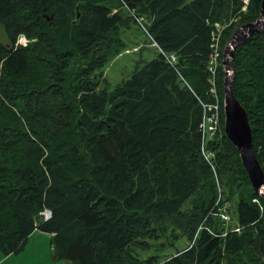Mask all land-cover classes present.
I'll use <instances>...</instances> for the list:
<instances>
[{"label":"trees","instance_id":"trees-1","mask_svg":"<svg viewBox=\"0 0 264 264\" xmlns=\"http://www.w3.org/2000/svg\"><path fill=\"white\" fill-rule=\"evenodd\" d=\"M260 3L243 12L244 0H0V254H19L40 230L51 234V258L67 264H264V199L224 132L222 107L219 134L205 145L210 162L200 130L202 102L215 99L218 25L238 18L222 46ZM128 30L140 37L131 47L154 56L99 88ZM19 34L27 45L16 44ZM232 63L264 171V29ZM227 204L236 216L224 223L217 209ZM163 234L190 242L140 258L136 249Z\"/></svg>","mask_w":264,"mask_h":264},{"label":"rangeland","instance_id":"rangeland-1","mask_svg":"<svg viewBox=\"0 0 264 264\" xmlns=\"http://www.w3.org/2000/svg\"><path fill=\"white\" fill-rule=\"evenodd\" d=\"M245 4L243 6V12L246 11L247 8V4L249 0H244ZM238 18L232 19L231 21H229L228 23L224 24V25H218L217 31L219 33L218 36H214V46H213V50L217 53V67L216 70L213 73L209 72V80H214V84L215 86L213 87L214 89V93H215V99L217 100V103L219 104L220 107L223 108V88H222V100L220 97V94L218 92V88H217V69L219 70V64H220V58L222 61V54H223V50L226 44V39L223 43V45L221 46L220 44V38L223 36V31L226 27H228V25L232 24V22H235ZM236 27V26H235ZM234 27V28H235ZM224 28V29H223ZM223 29V30H222ZM233 32L229 33V36H227L226 38L230 37V34ZM142 35V34H141ZM144 36V35H142ZM125 41H127V47L123 48L121 51L117 52L113 57H111L109 59V61L106 63L105 67L103 68V71L100 73V80H102V82L100 83L99 88H103V87H107V90H111L114 85L118 82H120L123 78L127 77L130 73V71L132 70V68L134 67V64L139 60V59H143V60H149L150 58H152L154 56V50L152 47H145L144 50H142V52L139 53V51H131L128 52L126 51V49H131L129 47H131L132 45H134L139 39V33L135 30V31H131L128 30L127 33L125 34ZM0 40L2 42H5V36L3 34V31L0 29ZM221 65L223 66L222 62ZM223 71H224V66H223ZM224 78V75L222 76V79ZM212 87V84H211ZM222 87H223V82H222ZM222 123H223V127H224V114L222 115ZM221 125V113L219 114V123H218V127H217V131L216 134L214 135V137H216L219 134V127ZM216 181L218 182V179L216 178ZM229 205V204H227ZM229 212L230 215L232 217L235 218L236 216V212H235V208L232 204H230L229 206ZM233 224H235V221L233 220ZM201 226H199L197 229L199 230ZM32 233H47V232H43L40 230H34ZM47 236L42 237V239H39V241H37L35 243L34 246H37L38 244H40V248L39 250H41L42 248L46 247L49 245L50 247V237L48 234H46ZM149 242V247L147 249H136L138 255L140 256V258H146L150 255H159L160 258L161 257H165L166 255H171L173 254L175 251L177 250H182L183 248H185L190 240L185 236H181L179 235L177 238H172L170 234H163L160 235L157 238H151L148 240ZM32 245L28 244L26 246V249L24 251H21L19 254H13V255H19L18 256V262H20L22 259L24 261L30 259V255L27 254L28 250L30 249ZM50 249V248H49ZM48 264H67L68 262L66 260H53L51 258V255L49 253L48 256ZM11 259L14 258H10V260L8 261H12ZM42 264H46L45 262H42Z\"/></svg>","mask_w":264,"mask_h":264},{"label":"water","instance_id":"water-1","mask_svg":"<svg viewBox=\"0 0 264 264\" xmlns=\"http://www.w3.org/2000/svg\"><path fill=\"white\" fill-rule=\"evenodd\" d=\"M264 29V0L260 3L259 16L239 25L228 38L223 54V114L224 132L239 152L242 165L254 192L264 199V171L256 157L248 116L232 89L234 49L246 38Z\"/></svg>","mask_w":264,"mask_h":264},{"label":"built area","instance_id":"built-area-1","mask_svg":"<svg viewBox=\"0 0 264 264\" xmlns=\"http://www.w3.org/2000/svg\"><path fill=\"white\" fill-rule=\"evenodd\" d=\"M135 21L145 32L147 31L143 17L135 16ZM18 42L25 46L28 43V40L24 36H20L18 38ZM134 49H136V48H134ZM127 51H129V50H127ZM216 56H217V53H214L209 60V70L213 74H214L216 67H217ZM167 57H168L167 58L168 61H170V62L175 61V56L173 54L167 55ZM211 84H212V87L215 86L214 80L211 81ZM210 91L213 93L214 89L211 88ZM202 106H203L204 113H203L202 122L200 124V129H201V133H202L201 149H202V152H203L205 159H207V161L210 162L209 158L211 157V152H207L205 150V145H206V142L208 140L212 139L214 137V135L216 134L218 118H219V114L221 111V107H219L218 103H203V102H202ZM217 184H218V182H217ZM219 192H220V188H219ZM217 210H218L217 214L219 215V217L221 218V220L224 223L231 222V220H232L231 215L225 206L219 207ZM41 215L44 218H47L49 216V210L44 209L43 211H41ZM238 229H239V227L236 228V230H238Z\"/></svg>","mask_w":264,"mask_h":264},{"label":"crops","instance_id":"crops-1","mask_svg":"<svg viewBox=\"0 0 264 264\" xmlns=\"http://www.w3.org/2000/svg\"><path fill=\"white\" fill-rule=\"evenodd\" d=\"M46 234L49 235V237L51 236L50 233H31L29 235V238L27 240V243L24 247V249L22 251H24L26 249V246L28 244H31L32 246L30 247V249L28 250L27 254L30 255V259L24 261L23 259L18 262V256L20 255H13V254H9V255H2L0 254V264H42V262H45L46 264H48V256L50 253V247L49 245L42 248L41 250H39L40 248V244H38L37 246H34L35 243L37 241H39V239H42V237L47 236ZM10 258H14L11 259L12 261H8L10 260Z\"/></svg>","mask_w":264,"mask_h":264},{"label":"bare ground","instance_id":"bare-ground-1","mask_svg":"<svg viewBox=\"0 0 264 264\" xmlns=\"http://www.w3.org/2000/svg\"><path fill=\"white\" fill-rule=\"evenodd\" d=\"M20 36H24L25 38H26V36L25 35H23V34H19L18 35V37H17V40H16V44H20L19 42H18V38L20 37ZM27 39V38H26ZM247 39V38H246ZM28 40V39H27ZM243 42V41H242ZM20 45H22V44H20ZM27 45V44H26ZM24 46V45H23ZM213 46H214V44H212L211 45V48H212V52H211V54H210V56H209V60H210V58H211V56L214 54V53H216L214 50H213ZM238 46V45H237ZM236 46V47H237ZM218 56V55H217ZM217 56H216V63H217ZM234 56V55H233ZM165 57L166 58H168L167 57V55L165 54ZM170 62V61H169ZM170 63H172V62H170ZM232 65H233V63H232ZM233 76H234V69H233ZM232 81H233V79H232ZM211 88H213V87H211ZM213 94L215 95V93H214V91H213ZM211 103H217V100L216 99H214ZM220 107V106H219ZM218 123H219V118H218ZM217 127H218V124H217ZM201 130V129H200ZM50 217V211H49V216L47 217V218H49ZM47 218H45V219H47Z\"/></svg>","mask_w":264,"mask_h":264}]
</instances>
